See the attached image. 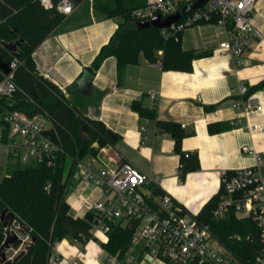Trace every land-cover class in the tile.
Returning a JSON list of instances; mask_svg holds the SVG:
<instances>
[{"label":"crops","instance_id":"1","mask_svg":"<svg viewBox=\"0 0 264 264\" xmlns=\"http://www.w3.org/2000/svg\"><path fill=\"white\" fill-rule=\"evenodd\" d=\"M251 16L264 33V0L254 1ZM119 21V17L96 12L93 0H82L33 52L40 74L67 97L76 94L82 112L117 135L113 144L96 139L94 153L85 155L73 173L66 174L70 213L85 218L88 203L106 197L99 187L82 178L84 167L97 172L130 161L156 180L145 189L170 194L176 205L196 216L220 191L223 169L234 171L255 163L254 153L243 151V146L264 152V114L250 117L262 126L251 133L237 106L242 82L252 88L249 98L264 105V87L255 88L264 81V40L253 38L242 55L231 56L219 50L228 27L202 22L185 28L180 36L181 46L198 54L191 71L165 70L160 59L152 62L142 53L139 62L128 66L120 79L115 56L91 70ZM137 100L155 107L156 117H142L132 106ZM1 150L6 154L3 151L1 155ZM3 153L11 156L0 144L4 178L10 168ZM183 153L196 155L199 167L182 174ZM102 243L106 242L93 237L83 244L67 235L55 244L50 264L140 263L139 248L133 244L123 261L110 255Z\"/></svg>","mask_w":264,"mask_h":264},{"label":"trees","instance_id":"2","mask_svg":"<svg viewBox=\"0 0 264 264\" xmlns=\"http://www.w3.org/2000/svg\"><path fill=\"white\" fill-rule=\"evenodd\" d=\"M73 1L76 4L82 0ZM145 1L93 0L96 12L120 18L118 28L93 62V72L107 57L115 56L119 78L122 79L126 68L137 64L142 53L152 62L160 59L165 70H192V62L198 54L184 49L181 37L179 40L166 38L162 29L153 26L139 28L138 21L131 17V10ZM53 2L56 4L58 0ZM64 17L55 7L45 8L41 0H0V58L10 62L17 56L20 60L14 74L16 91L11 96L0 95V125L3 126L4 139L10 129L6 115L10 110H18L30 117H45L56 131L62 149L52 166L17 160L0 180V247L10 231V227L5 225V221H10L5 218L9 212L15 214V227H22L28 237L15 264H50L55 244L65 236L71 235L83 244L92 238L89 233L92 214L76 218L70 213L66 174L71 175L85 155L94 153L92 144L97 138L111 144L117 138L116 133L82 112L76 94L67 97L37 70L33 52ZM184 18L185 15L180 21ZM18 40L22 42L15 54L6 45ZM4 77L0 70V82ZM260 87H264V81L255 86ZM251 91L252 88H248L246 97ZM132 106L142 117H156L155 107L146 106L142 101H134ZM185 154H182V174L199 167L196 155L189 153L186 157ZM221 189L196 217L208 224L213 236L240 261L249 262L261 248L260 230L251 217H238L234 210L223 218L214 216ZM134 229L130 224H113L108 242L102 243L103 248L124 261L132 246Z\"/></svg>","mask_w":264,"mask_h":264},{"label":"built area","instance_id":"3","mask_svg":"<svg viewBox=\"0 0 264 264\" xmlns=\"http://www.w3.org/2000/svg\"><path fill=\"white\" fill-rule=\"evenodd\" d=\"M196 1L146 0L130 13L134 20L145 21L156 14L172 15ZM254 1L208 0L186 14L182 21L181 17L170 27L162 29L163 34L166 38L179 40L185 28L207 21L216 22L228 27L227 37L220 43L219 50L240 56L253 38L264 40V33L251 16ZM41 3L47 9L55 7L64 15L71 14L75 8L73 0H58L56 4L53 0H41ZM19 64L20 60L14 56L10 61V73L4 74L0 82V95L11 96L16 91L14 74ZM247 92L248 86L240 83L237 106L247 118L245 126L254 133L262 126L258 121H251L250 117H261L264 105L246 97ZM151 95L156 96L155 93ZM6 120L10 129L6 139L3 132L0 133V144L7 147L11 156L23 163L35 161L47 166L55 163L62 149L52 127H47L37 116L30 117L18 110L8 111ZM242 149L254 153L255 163L234 171H221L222 189L214 216L223 218L234 210L238 217H251L255 221L260 230L261 248L251 261H240L213 236L208 224L199 221L197 215L186 213L174 203L170 194H155L145 189L156 180L130 161L97 172L83 168L82 178L99 187L106 196L87 205V212L92 214L90 235L108 242L113 224L134 226L132 244L139 248V264H264V152H257L250 146ZM185 156L188 157L189 153ZM182 167L183 163L180 169Z\"/></svg>","mask_w":264,"mask_h":264},{"label":"water","instance_id":"4","mask_svg":"<svg viewBox=\"0 0 264 264\" xmlns=\"http://www.w3.org/2000/svg\"><path fill=\"white\" fill-rule=\"evenodd\" d=\"M208 0H197L194 3L188 4L184 6L180 11L169 15L163 16L162 14H156L149 20L138 21L137 25L139 28H147L153 26L157 29H165L170 27L173 23L177 22L183 15L188 14L191 10L197 8L198 6L203 5ZM22 40H18L14 43H8L6 47L13 51L15 54L18 53V47L21 44ZM0 70L5 74H9L11 71V66L9 61H5L0 58ZM5 213H3V216ZM6 220H10L9 222L5 221V225L10 227V231L6 234L5 240L0 247V260L2 264H15L19 259L20 255H17L14 258H8L7 253L11 250L12 245L15 247H19L21 244L25 243L26 246V233L24 229H20L15 227V214L13 212H9L6 215ZM27 249V247H26Z\"/></svg>","mask_w":264,"mask_h":264},{"label":"rangeland","instance_id":"5","mask_svg":"<svg viewBox=\"0 0 264 264\" xmlns=\"http://www.w3.org/2000/svg\"><path fill=\"white\" fill-rule=\"evenodd\" d=\"M37 118L42 121L46 126H49V121L43 117L42 115H36ZM1 133V131H0ZM98 139V138H97ZM105 140V139H104ZM106 141V140H105ZM5 152V150H1V155H2V152ZM6 154V152H5ZM3 153V155H5ZM6 167L8 166L10 169L15 165L16 163V159L13 157V156H6ZM3 173H0V180L3 178V176L5 175H2ZM20 229H22V227H18ZM26 241H28V238H26ZM25 248V243L24 244H21L19 247H15L14 245H12V248L11 250H9V252L7 253V256L8 258H12V257H15L16 255H18L23 249Z\"/></svg>","mask_w":264,"mask_h":264}]
</instances>
